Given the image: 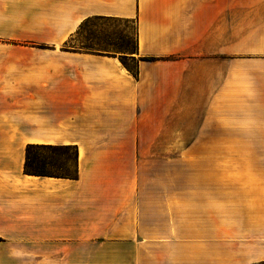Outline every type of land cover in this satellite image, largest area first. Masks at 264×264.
Returning a JSON list of instances; mask_svg holds the SVG:
<instances>
[{
	"label": "crops",
	"instance_id": "obj_1",
	"mask_svg": "<svg viewBox=\"0 0 264 264\" xmlns=\"http://www.w3.org/2000/svg\"><path fill=\"white\" fill-rule=\"evenodd\" d=\"M104 20L129 50L73 45ZM28 143L75 145L77 178L24 174ZM176 149L181 180L144 199ZM0 238L68 264L264 261V0H0Z\"/></svg>",
	"mask_w": 264,
	"mask_h": 264
},
{
	"label": "rangeland",
	"instance_id": "obj_2",
	"mask_svg": "<svg viewBox=\"0 0 264 264\" xmlns=\"http://www.w3.org/2000/svg\"><path fill=\"white\" fill-rule=\"evenodd\" d=\"M95 25V27H94ZM126 24L122 21H93L88 23L81 34L75 36V42L73 45L77 46H90L93 43H97L99 48H106L110 50L119 51L126 47L125 39L122 38L123 30ZM108 36L110 39H108ZM121 37V38H120ZM113 43V46H109L107 41ZM128 47H131L130 40ZM45 158L46 169L52 172H64L73 173L75 168L74 151L73 149H65L63 147H55L50 150H46L40 154ZM183 165V159L181 157V149H176L173 157L169 158H154L152 159L151 173H144V199H147L151 195V191L159 192V204H162L161 198L166 195V184L168 176L174 173L175 178L181 180V166ZM146 183H149L147 189ZM150 193H146V192ZM147 194V196H145ZM150 199V198H148ZM161 207V206H160ZM144 212H151L150 209H144ZM161 212V211H160ZM5 240L0 238V264H68L66 258L69 255L64 254L63 257H56V260L51 255L39 254L37 248L34 251L25 252L26 248L23 247V241L18 239L17 241L4 243ZM4 241V242H3ZM28 249V248H27ZM88 255H72V257H78L73 259L71 264H80L77 261L86 260ZM57 262V263H56ZM86 264V263H84ZM258 264V263H256Z\"/></svg>",
	"mask_w": 264,
	"mask_h": 264
},
{
	"label": "trees",
	"instance_id": "obj_3",
	"mask_svg": "<svg viewBox=\"0 0 264 264\" xmlns=\"http://www.w3.org/2000/svg\"><path fill=\"white\" fill-rule=\"evenodd\" d=\"M109 21V20H104ZM95 27V25H94ZM81 32V31H80ZM78 31V34H80ZM121 38V37H120ZM123 38V37H122ZM108 39L110 37L108 36ZM126 42V47L122 50H129L128 41ZM107 44L109 46H113L114 44L111 43L109 40L107 41ZM97 48V49H104L106 48H99V45L97 43H93L90 45L89 48ZM114 51V50H111ZM121 56V55H120ZM146 60H151L152 58H145ZM120 61L122 64L126 66V61L124 57H120ZM55 147H63L65 149H73L74 151V162H75V168L73 173H64V172H52L46 169V162L45 158L42 157L40 154L46 150L53 149ZM23 172L27 175H34V176H51V177H61V178H69V179H75L77 178L78 171H77V149L75 145H49V144H38V143H28L25 146V160L23 164ZM258 264H264V261L258 263Z\"/></svg>",
	"mask_w": 264,
	"mask_h": 264
}]
</instances>
